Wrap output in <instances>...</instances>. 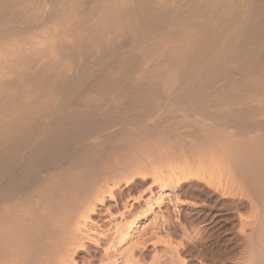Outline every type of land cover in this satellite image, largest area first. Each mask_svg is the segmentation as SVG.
Returning <instances> with one entry per match:
<instances>
[{
	"label": "bare ground",
	"instance_id": "6f19581e",
	"mask_svg": "<svg viewBox=\"0 0 264 264\" xmlns=\"http://www.w3.org/2000/svg\"><path fill=\"white\" fill-rule=\"evenodd\" d=\"M0 264H264V0H0Z\"/></svg>",
	"mask_w": 264,
	"mask_h": 264
},
{
	"label": "rangeland",
	"instance_id": "374dc122",
	"mask_svg": "<svg viewBox=\"0 0 264 264\" xmlns=\"http://www.w3.org/2000/svg\"><path fill=\"white\" fill-rule=\"evenodd\" d=\"M203 191L205 192L206 190H201L200 193H196L194 195H188L185 197L183 196L182 198L190 201V203L191 202L196 203V204H198V203L202 204L203 203L206 206H208L206 208H211V209L214 208V210H216L220 207L219 203L220 204H223V203L226 204L227 203V201H220L219 202L216 195L212 196V195H210V192L208 193V191H206L205 193H203ZM179 211H180V213H189L190 212L189 209H186L183 207H181L179 209ZM242 212H246V211L243 210ZM229 223L230 224H228V222L225 224L221 223V226H223V228H219L220 225H217L218 228H216L217 226H214V228L213 227L211 228L212 225L210 227H208L209 230H208L207 234L209 235V238H210L209 241L212 244V245H210L211 249L209 248L207 252L200 249V251L202 250V252H200L201 254L204 253L203 255H205V256H211V257L221 259L222 257H225L228 253L229 254L232 253L233 249H235V247H236V246H234V245H236L235 237H233L234 232H235L234 230H236L239 225H237L238 223L236 221H230ZM229 229H231V230H229ZM233 246H234V248H233Z\"/></svg>",
	"mask_w": 264,
	"mask_h": 264
}]
</instances>
